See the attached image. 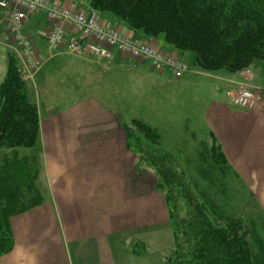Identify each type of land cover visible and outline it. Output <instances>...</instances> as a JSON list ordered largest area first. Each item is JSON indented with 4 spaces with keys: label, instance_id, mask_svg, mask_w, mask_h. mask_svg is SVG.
<instances>
[{
    "label": "crops",
    "instance_id": "crops-1",
    "mask_svg": "<svg viewBox=\"0 0 264 264\" xmlns=\"http://www.w3.org/2000/svg\"><path fill=\"white\" fill-rule=\"evenodd\" d=\"M51 1L92 10L80 0ZM105 17L106 24L127 36L149 42L170 57H184L163 38H148L118 18ZM49 27L45 15H35L22 29L40 62L34 78L26 82L35 89L30 96L39 111L40 138L29 155L9 151L28 160L34 186L39 188L36 181L42 178L45 188L38 191L37 206L10 218L14 247L0 264H165L167 256L155 252L154 236L169 227V212L153 182L139 176L123 124L141 121L157 130L152 123L167 120L170 108L179 104L177 97L158 93H179L184 85L194 86L195 78L207 79L210 86L213 82L219 92L226 90L206 112L210 135L264 210V68L257 72L253 65L234 75L191 69L177 80L167 68L120 54L107 62L51 50ZM11 45L7 13L1 10L0 84L11 55L19 66ZM249 78L258 98L252 108L239 109L228 93ZM137 243L143 248L134 253Z\"/></svg>",
    "mask_w": 264,
    "mask_h": 264
},
{
    "label": "trees",
    "instance_id": "trees-1",
    "mask_svg": "<svg viewBox=\"0 0 264 264\" xmlns=\"http://www.w3.org/2000/svg\"><path fill=\"white\" fill-rule=\"evenodd\" d=\"M99 12L121 19L129 29L148 38H163L180 53L192 52L195 67L203 72L238 74L264 62V0H90ZM264 80V72H263ZM0 259L14 247L10 218L37 206L25 205L26 195L36 190L28 160L2 151L33 148L40 138V116L27 83L18 73L13 55L0 84ZM136 126V127H135ZM128 149L139 162L154 168L156 188L164 195L175 237V251L166 264H264V237L256 225L248 229L241 219L209 214L216 207L192 193L183 173L172 164L171 154L159 148V133L141 121L123 124ZM144 133L140 138L134 130ZM199 157L204 178L214 188L228 190V177L237 173L230 166L221 145L210 135ZM202 168H205V173ZM231 173V175H230ZM225 191V192H226ZM35 192V191H34ZM186 202V218L178 217L177 200ZM40 198V196H39ZM177 199V200H176ZM37 202V203H35ZM254 224V223H253ZM254 247V249H253Z\"/></svg>",
    "mask_w": 264,
    "mask_h": 264
},
{
    "label": "rangeland",
    "instance_id": "rangeland-1",
    "mask_svg": "<svg viewBox=\"0 0 264 264\" xmlns=\"http://www.w3.org/2000/svg\"><path fill=\"white\" fill-rule=\"evenodd\" d=\"M79 2L82 5L85 4V2L89 3V7L93 9L91 7L90 0H80ZM101 15L104 22L108 23L109 19H107L105 15L110 14L101 12ZM172 58L176 59L175 57ZM180 60H183L189 66V70L185 72L184 75L190 73L191 69L200 71L194 65V54L192 52H185L184 57H182ZM253 68H256V71L259 72L262 68H264V62L256 61ZM195 80L196 84L194 86L184 85L179 93L172 91L171 89L168 91L162 90L158 93V95L169 96L172 99L177 97L179 101L178 105L172 106L170 108L169 114L165 116L167 120L155 121L152 123L154 126H156V128H158L157 130L159 131H157L160 137L158 146L159 148L171 154L173 166L178 170L179 173H183L186 185L192 191V193L202 195L200 197H202L203 201H211V205H215V211L213 212L212 208L211 211H209V214L212 216L214 222H220V216L224 218L229 217L233 219H241L246 223L248 229L252 228L251 226L255 227L256 225L259 235L264 237V210L261 209L255 200L253 190L248 189L243 184V181L238 176V174L234 175V178L231 176L228 177V190L226 191L225 187L220 186V175L216 174L214 176L217 179V182L214 183L213 188L210 186V182L204 178L205 174L203 175L201 172L200 166H205V164L202 162L201 157H199V152L201 151V148H204L202 145L204 143H209L210 140V130L208 128L206 112L209 109L212 100H214L216 97H221V95L226 96V90L223 89L221 92L215 90V85L213 82L211 81L212 86H210V82L205 78L200 77L197 79L195 78ZM250 83L251 78H249L247 82L240 84L234 90V92L228 93V97H230L233 104L232 95H235L241 88H245L252 95V104L248 107L241 108L234 104L233 106L239 109H250L253 107L255 103L254 101L258 97H256L257 91L255 92L254 88L250 86ZM29 87H32L29 90L30 94L33 96L35 89L33 86ZM124 88L125 87H123V89ZM60 92H62V90ZM64 92L65 95H70V91ZM77 93L78 92H75V94ZM134 132L139 135L140 138H144L143 132L139 131L138 129H135ZM16 151L20 156L33 153L32 149L26 148H19ZM2 155L3 156H1V158H3L4 155H10V152L3 150ZM202 170H204V173L206 172L205 168H202ZM138 174L142 179L146 178L151 180L153 182L154 190L160 193L165 201L164 195L156 188V185L159 183V177L156 173V170L154 168H150L149 165L147 166L145 163L138 161ZM37 182L38 184L40 183V187L36 188V186H34L36 188L34 191L36 192V195H40L38 191L39 189L43 191L45 185L42 178H39L36 183ZM31 201H33V195L28 193L23 203L25 205H29L32 203ZM177 204L178 208H176V212L178 211V217L180 219L186 218L185 216H187L188 211L186 202H184L183 199L179 197ZM165 227L166 226H164V229L158 230L157 233H155L154 245L156 246H154V248L157 250L155 251L156 254H158L157 256L161 257V254L163 253V256L166 255L168 259V257L172 256L175 251V235L171 221L169 227ZM141 248H143V244L137 243L133 247V252L138 253Z\"/></svg>",
    "mask_w": 264,
    "mask_h": 264
},
{
    "label": "built area",
    "instance_id": "built-area-1",
    "mask_svg": "<svg viewBox=\"0 0 264 264\" xmlns=\"http://www.w3.org/2000/svg\"><path fill=\"white\" fill-rule=\"evenodd\" d=\"M0 8L7 13L11 49L19 57L18 73L25 82L34 78L40 66L36 49L22 30L35 15H45L50 21L47 41L51 50L92 56L107 62L120 54L134 61H149L155 68H167L176 79L189 70L183 60L173 59L149 42L135 40L106 24L97 10L77 11L51 0H0ZM251 96L248 90L241 88L232 95L233 104L248 107L252 104Z\"/></svg>",
    "mask_w": 264,
    "mask_h": 264
}]
</instances>
